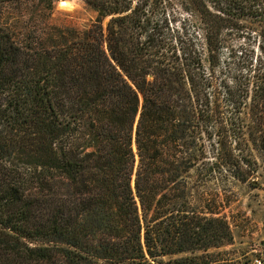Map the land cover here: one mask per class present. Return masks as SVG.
Here are the masks:
<instances>
[{
	"label": "trees",
	"instance_id": "trees-1",
	"mask_svg": "<svg viewBox=\"0 0 264 264\" xmlns=\"http://www.w3.org/2000/svg\"><path fill=\"white\" fill-rule=\"evenodd\" d=\"M83 1L96 20L62 47L24 49L0 27V164L47 143L67 117L91 122L96 142L62 154L77 196L40 202L15 186L0 194V264H229L218 249L233 245L230 226L193 210L186 176L206 157L215 107L248 109L264 160V0H191L212 73L226 35L246 27L259 43L245 82L222 101L163 0ZM226 159L247 181L242 165L254 164Z\"/></svg>",
	"mask_w": 264,
	"mask_h": 264
},
{
	"label": "rangeland",
	"instance_id": "rangeland-1",
	"mask_svg": "<svg viewBox=\"0 0 264 264\" xmlns=\"http://www.w3.org/2000/svg\"><path fill=\"white\" fill-rule=\"evenodd\" d=\"M0 1V27L24 49L62 47L83 39L97 17L83 0ZM163 2L168 13L179 21L178 25H187L205 69L212 73L201 18L192 1ZM245 25L253 29V25ZM255 37L246 27L225 36L220 65L212 73L220 101L226 96L225 89L232 90L235 82H245L244 72L251 57L256 59L260 54ZM247 112L246 108L241 113L221 106L213 108V137L205 140L206 157L186 176L188 200L193 210L201 216L224 219L230 226L233 245L218 249L227 254L229 264H264V160L250 142ZM218 116L224 125L218 123ZM219 131H223L221 139L217 136ZM89 146H96L93 124L77 116L64 118L61 128L47 143L18 151L0 164V194L15 186L26 197L40 202L52 196H77L79 181L64 171L61 157L70 149ZM231 156L254 164L242 165L247 181L233 177L226 159Z\"/></svg>",
	"mask_w": 264,
	"mask_h": 264
}]
</instances>
